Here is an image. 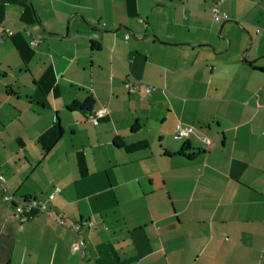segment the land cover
Segmentation results:
<instances>
[{"label":"crops","instance_id":"0c3cea01","mask_svg":"<svg viewBox=\"0 0 264 264\" xmlns=\"http://www.w3.org/2000/svg\"><path fill=\"white\" fill-rule=\"evenodd\" d=\"M0 21V264H264V0H0Z\"/></svg>","mask_w":264,"mask_h":264},{"label":"built area","instance_id":"2783aa9c","mask_svg":"<svg viewBox=\"0 0 264 264\" xmlns=\"http://www.w3.org/2000/svg\"><path fill=\"white\" fill-rule=\"evenodd\" d=\"M211 15H212L213 21L215 22H220L223 19L227 18V15L224 12H220L216 7L212 8ZM0 24H1V21H0ZM258 30L259 28H256V31ZM6 33L11 34V32L8 29H6ZM26 33L27 35L30 36L29 30H26ZM39 40H40L39 35L36 37L30 36L29 44L32 47H34L38 44ZM125 87L128 91L138 90L140 87H142V90L144 91L145 94H149L151 90L154 89L152 85L143 84L139 81H134L131 84L127 83L125 84ZM104 113H105L104 109H96V110L89 112L87 117L91 121V123L95 125L99 122V119L103 117ZM193 131H194V128L190 125H182L178 123L175 126L176 136L180 138L188 137L191 133H193ZM204 142L207 145L210 144V141L206 138L204 139ZM59 191L60 189L58 187H55L54 191L48 197L52 198L54 196V193H57ZM0 197H1V200L3 201H10L13 198L7 189L5 178L1 174H0ZM23 208H26L27 210H30L32 208H37L39 211H45L46 209L43 202L36 200V199H27L23 203H19L14 206L15 214L18 216L21 213ZM23 220L24 218L22 216H19V221L22 222ZM55 222L61 226H67L70 230L74 232H77L80 229L81 225L91 226L92 224L91 221L84 220V221H77L74 223H70L67 225L65 219L62 216L55 217ZM83 245H84V240L81 237H77V239L73 243H71L70 250L82 256L84 254Z\"/></svg>","mask_w":264,"mask_h":264},{"label":"trees","instance_id":"16d2710c","mask_svg":"<svg viewBox=\"0 0 264 264\" xmlns=\"http://www.w3.org/2000/svg\"><path fill=\"white\" fill-rule=\"evenodd\" d=\"M90 46H91V49H93V50H96L99 48L98 43L95 41H92V40L90 41ZM247 63L249 65L253 66L252 62H247ZM253 68L264 73L263 67L253 66ZM92 104H93V98L89 95L84 99L83 102L73 101L69 106H67V108H68V110L90 111L92 108ZM187 147H188V144L185 143L183 145V147H181V149L177 152V154L186 156L189 159L193 158L196 155V153H192V154H188V155L185 154V150ZM165 154L169 155L168 152H165Z\"/></svg>","mask_w":264,"mask_h":264},{"label":"rangeland","instance_id":"374dc122","mask_svg":"<svg viewBox=\"0 0 264 264\" xmlns=\"http://www.w3.org/2000/svg\"><path fill=\"white\" fill-rule=\"evenodd\" d=\"M162 113H163V112H160V113H158V114H157V115H158V118H160V117H161L160 115H161Z\"/></svg>","mask_w":264,"mask_h":264},{"label":"water","instance_id":"95a60500","mask_svg":"<svg viewBox=\"0 0 264 264\" xmlns=\"http://www.w3.org/2000/svg\"><path fill=\"white\" fill-rule=\"evenodd\" d=\"M248 44H250V42Z\"/></svg>","mask_w":264,"mask_h":264}]
</instances>
